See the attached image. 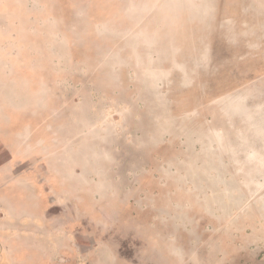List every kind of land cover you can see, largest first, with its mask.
Returning a JSON list of instances; mask_svg holds the SVG:
<instances>
[{
	"label": "rangeland",
	"instance_id": "1",
	"mask_svg": "<svg viewBox=\"0 0 264 264\" xmlns=\"http://www.w3.org/2000/svg\"><path fill=\"white\" fill-rule=\"evenodd\" d=\"M4 186L13 264H264V0H0Z\"/></svg>",
	"mask_w": 264,
	"mask_h": 264
},
{
	"label": "crops",
	"instance_id": "2",
	"mask_svg": "<svg viewBox=\"0 0 264 264\" xmlns=\"http://www.w3.org/2000/svg\"><path fill=\"white\" fill-rule=\"evenodd\" d=\"M12 189H7L6 186L3 188H0V226L3 227V229H7L9 224L13 222L11 217H8V214L13 213V207H14V201L13 198L7 194L8 192H11ZM8 212V213H7ZM3 214V215H2ZM38 217V215H37ZM12 238L11 235H8V233H5V230L0 232V264H13L12 256L13 254L11 251L9 252L8 249H6V246H8V241ZM36 249H33L32 256H36L38 260V256H43V251L39 248V246H36ZM28 252L25 253L26 256H28ZM20 255L24 256V250L23 248L20 251ZM20 264H29L24 263L23 260Z\"/></svg>",
	"mask_w": 264,
	"mask_h": 264
}]
</instances>
